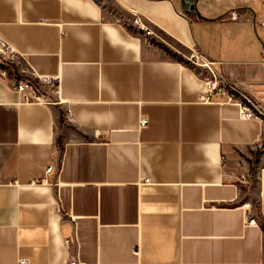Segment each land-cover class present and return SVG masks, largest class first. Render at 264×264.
I'll return each instance as SVG.
<instances>
[{
  "label": "crops",
  "instance_id": "1",
  "mask_svg": "<svg viewBox=\"0 0 264 264\" xmlns=\"http://www.w3.org/2000/svg\"><path fill=\"white\" fill-rule=\"evenodd\" d=\"M0 39V264H264V116L202 102L174 57L199 48L264 111V0H0ZM29 71L64 104L25 103Z\"/></svg>",
  "mask_w": 264,
  "mask_h": 264
},
{
  "label": "built area",
  "instance_id": "2",
  "mask_svg": "<svg viewBox=\"0 0 264 264\" xmlns=\"http://www.w3.org/2000/svg\"><path fill=\"white\" fill-rule=\"evenodd\" d=\"M239 13L230 12V19L237 20ZM131 25L136 32H141L142 41L150 44V37L157 36L150 26L142 19L140 15L132 12ZM187 65L196 73L198 78L204 84V91L200 94V100L208 103L214 96H221L222 102L235 105L238 107V117L240 119H258L260 115L264 116V111L257 100L242 90L238 84L232 82L221 75L214 69V61L197 47H191L189 53L184 55ZM0 60L15 65L19 63V59L13 49L0 39ZM264 62V61H263ZM11 71L8 67L2 71V75H6ZM22 72V70H21ZM42 89H47L49 94L54 98L48 100L42 94ZM15 91L22 95L25 103H34L38 105L64 104L60 97V89L57 77L40 76L33 71L27 72V76L18 77L15 82ZM69 120H73V114L69 109L66 110ZM147 124V118L142 117L139 121V127L143 128ZM240 180L246 182L248 177V169L244 163L240 166ZM53 170V165L49 164L44 169V174L49 175ZM252 223L249 221L248 224ZM14 264H28L26 259H18ZM67 264H82L78 260H70Z\"/></svg>",
  "mask_w": 264,
  "mask_h": 264
},
{
  "label": "trees",
  "instance_id": "3",
  "mask_svg": "<svg viewBox=\"0 0 264 264\" xmlns=\"http://www.w3.org/2000/svg\"><path fill=\"white\" fill-rule=\"evenodd\" d=\"M174 57H175L177 60H181L182 62H184V63L187 64V61H186L184 58H181L180 56H178L177 54H174Z\"/></svg>",
  "mask_w": 264,
  "mask_h": 264
},
{
  "label": "water",
  "instance_id": "4",
  "mask_svg": "<svg viewBox=\"0 0 264 264\" xmlns=\"http://www.w3.org/2000/svg\"><path fill=\"white\" fill-rule=\"evenodd\" d=\"M194 9H195V12L199 15V13H198V11H197V9H196V7H195V5H194Z\"/></svg>",
  "mask_w": 264,
  "mask_h": 264
}]
</instances>
